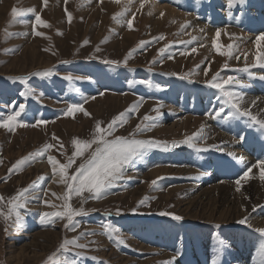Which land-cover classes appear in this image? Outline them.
Returning <instances> with one entry per match:
<instances>
[{"label": "rangeland", "instance_id": "rangeland-1", "mask_svg": "<svg viewBox=\"0 0 264 264\" xmlns=\"http://www.w3.org/2000/svg\"><path fill=\"white\" fill-rule=\"evenodd\" d=\"M157 3L172 7L178 14L172 17L162 12L161 16L154 10ZM140 4L141 0L130 4L128 0H47L46 5L43 0H0V116L6 117L23 103L25 110L19 122L29 125L17 126L13 131L0 128V197L4 198L0 211L7 213L8 200L36 182L25 207L18 209L23 216L22 227L14 224V217L7 222L0 218V264H44L53 254L50 264H64L65 260L75 264H208L206 259H211V264H258V249L264 237L255 229L264 228V222H254L259 218L257 211H264L261 170L253 174L250 167V178L241 181L239 191L234 182L243 176L241 164L250 152L259 153L251 158L252 162L264 159V130L247 117H229L227 106L220 118H213L225 98L205 82L217 73L221 78H237L241 83L226 86V90L242 95V107L255 115L245 97L249 89L264 98V80L260 79L264 67L257 64V52L248 53L246 45H254L257 36L264 35V0H244L231 9V14L226 0H146L143 8ZM125 5L128 11L118 18V23L113 17ZM13 8H32L35 13L13 18ZM35 14L48 25L37 26L40 36L32 32ZM128 19H132L131 29ZM240 19L254 22L253 31L247 24L240 25ZM218 29L233 30L234 34L220 32L217 36ZM161 36L164 39H159ZM213 40L221 52L229 44L234 45L232 55H220ZM165 45H169L166 52L158 55ZM104 60L118 64L108 65ZM246 66L247 71H243ZM45 71L49 72L47 76L42 75ZM18 77L27 79L22 83ZM29 89L32 95H19ZM188 102L193 105L191 111H186ZM69 104H80L83 111L65 115ZM133 105L136 109L129 113L126 123L115 129L113 137L133 134L136 139L170 145L191 136L203 124V140L195 143L205 150L184 144L177 150L150 149L126 166L123 177L101 198L93 199L88 192L72 196V207H83L87 213L74 218L79 225L75 230L65 227L66 220L42 224L41 212L58 210L44 201L62 205L57 197L66 191L59 176L53 174L48 156L65 164L76 150L74 138L91 139L97 121L106 127ZM153 109H158L159 114ZM146 115L153 121H144ZM37 120L46 123L37 125ZM152 123L156 126L136 131L138 124L144 128ZM241 135L245 141L239 139ZM213 139L228 151L214 147ZM256 142L260 144L251 145ZM47 144L53 147L42 157L8 171L17 160ZM241 153L245 156L236 157ZM87 155L75 158L67 170L69 175ZM185 156L190 160L183 161ZM184 167L191 171L186 172ZM229 167L235 169L230 171ZM217 173L222 177H215ZM216 178L229 184L217 189L211 198H200ZM195 185L199 187L197 191ZM142 200L145 203L140 204ZM254 201L259 203L254 206ZM252 207L256 211L251 212ZM118 209L120 215L116 214ZM161 212L182 219L161 216ZM245 216L250 217L252 227L237 223ZM104 224L119 228L125 243L119 244L106 235ZM73 240L85 247L69 244L67 250L59 249L62 242Z\"/></svg>", "mask_w": 264, "mask_h": 264}, {"label": "snow or ice", "instance_id": "snow-or-ice-1", "mask_svg": "<svg viewBox=\"0 0 264 264\" xmlns=\"http://www.w3.org/2000/svg\"><path fill=\"white\" fill-rule=\"evenodd\" d=\"M44 4H47V0H43ZM67 2V0H66ZM119 2V0H117ZM129 4L132 2V0H128ZM146 0H141L140 7H144V3ZM227 8L229 10V14H231V9L235 7L237 4H243L244 0H226ZM67 11V10H66ZM128 11L127 5L124 6L121 12H118L113 19L116 20V22L119 21V17L125 16ZM26 13H35V10L32 8L28 9H12V16L13 18L17 16L24 15ZM161 16H163V13H161ZM69 22L71 21V14H68ZM21 23H24L25 21H20ZM127 25L131 29L132 28V19L127 20ZM37 26L47 27L48 25L46 22L41 18L39 14H35V19L32 22V32L34 35L40 36L42 33L36 31ZM184 27V26H182ZM11 35V34H9ZM217 36L220 35V30H217L216 33ZM159 39H164L163 36L159 37ZM261 40H264V35L257 36L256 43L259 44ZM169 45H165L163 48H160L158 50V55H163ZM213 47L216 48L217 52L225 57L231 56L232 52L231 49L234 47V45L229 44L227 46V49L225 51H220L219 47L216 44V41L213 40ZM195 51V49H193ZM257 57V64L259 66L264 67V51H257L256 53ZM171 58V57H169ZM239 59V57H236ZM103 63L108 65H116L118 62L116 61H109L104 60ZM126 63V60H125ZM224 67H228L227 63L224 64ZM243 71H247V66ZM205 73L207 74V70H205ZM49 74L48 71H45L42 73V75L47 76ZM31 75H37V74H31ZM67 79H72V77H66ZM185 77H181L183 79ZM20 80L22 83L27 78H16ZM260 79L264 80V76L260 77ZM141 83H148L149 86H151L150 82H141ZM209 87L217 89L225 98L224 105L221 106L218 110L215 111V116L213 118H220L221 113L224 112V107L227 106L230 111L228 113L229 117H236V116H242L247 117L252 124L258 125L262 130H264V119H258L255 115H252V113L246 108L242 107L243 105V96L239 93L226 90V86L235 84H240L241 81L238 80L235 77L228 76L227 78H221L219 74L213 75L210 80H207L205 82ZM22 97H28L32 95V90H24L20 91L19 93ZM136 105H133L131 108L126 110L125 112H122L118 114L116 117L112 119L111 122L108 123L106 127H101V122L97 121L92 138L89 140H80V139H73L72 144L75 146V151L72 153V157L68 159V161L65 164H60L59 161H57L53 156H48V163L52 167V172L54 175L59 176V182L64 184L66 186V191L62 196L57 197V199L62 200V205H55L52 204L50 201L45 200L44 204L53 208L58 209L54 211L49 212H41L40 213V221L42 224H49V223H55L57 219L60 220H66L67 223L65 224V227H70L73 230H75L76 227H78V223L74 220L75 217H79L82 215H86V211L83 207L80 208H73L72 205L69 203L72 196H81L84 192H88L91 194V198L93 199H99L103 195H105L109 189L113 188L115 186V182L123 177L124 171L126 169V166L132 164L135 160H138L144 156V154L153 148H163L168 149L169 147H178L181 144L187 145L191 148H196L198 151H203L205 149L198 148L195 141L200 140L202 138L203 129L204 126L201 125V128L197 132H193L191 136H186L181 141H173L169 145L168 142H160L155 140H140L134 138L133 134H130V137H124V136H114L113 133L115 129L119 126H122L124 123L127 122V117L129 113L133 112L136 109ZM25 110V105L23 103L19 104L18 109H14L9 112V114L6 117L0 116V128H5L9 131H13L15 127H26L29 125H26L24 123L19 122V118L21 117L22 113ZM154 111L158 112V109H153ZM83 111V108L80 104H69L67 107V111L65 112V115H71L74 112ZM85 115H88V113H85ZM144 121H153V118L150 116H145ZM41 123H46L43 120H37V125ZM36 126V125H31ZM156 126L155 123H152L151 125H146L144 128L141 127V125L136 126L137 132H142L145 130H148L149 127ZM109 137H113L112 139H109ZM55 139V137H54ZM241 141H245L246 137L241 135L239 137ZM95 145V147H93ZM53 145L47 144L43 148L37 150L34 153H30L28 156L21 158L20 160H17L11 168H9V172H12L13 170L22 168L25 164H28L31 162V160L36 159L38 157H42L44 153L47 151V149L52 148ZM91 150V151H89ZM88 154L85 159H83V162L79 164V166L75 169V171L69 175L67 170L72 167V164L75 162L76 157H85V154ZM255 167L261 169V175L260 178L264 180V159L259 160ZM251 172V168H249L247 171L243 173V176L240 177V179H237L235 181L237 185V191L240 190L241 181L248 180L249 173ZM203 174V173H202ZM43 179V178H41ZM36 187V182H33L31 185H29L27 188L21 189L17 192V194L13 197H11L7 202V213L0 211V218H3L6 222L13 217L14 224L19 228L22 227V221L23 216L18 211V209L24 208L27 201H28V193H30L34 188ZM55 196L56 194L53 193ZM82 201L81 203H83ZM4 203V198L0 197V204ZM140 204L145 203V201H140ZM255 210V209H253ZM133 212L136 211V209L132 210ZM117 215H120V210L118 209L116 212ZM161 216H172V219L174 220H180L182 219L179 216L173 215L168 212H161L159 213ZM238 224L247 225L248 227H252L250 224V217L245 216L244 218L237 221ZM104 233L108 235L110 238H113L117 241L119 244H124L125 241L123 238L120 237V229L116 228L114 226H111L109 224L102 225ZM256 232L260 234L261 237H264V228H256ZM72 244L77 248H84L85 245L83 244H77L75 240L73 241H64L59 245L60 250H67L68 245ZM260 252V259L258 261V264H264V239L261 240L260 247L258 249ZM54 255H50L44 262V264H50V262H53ZM64 264H75V261L73 260H65Z\"/></svg>", "mask_w": 264, "mask_h": 264}, {"label": "bare ground", "instance_id": "bare-ground-1", "mask_svg": "<svg viewBox=\"0 0 264 264\" xmlns=\"http://www.w3.org/2000/svg\"><path fill=\"white\" fill-rule=\"evenodd\" d=\"M208 8V7H207ZM154 10L155 11H158V13H160V15H161V13L162 12H165V13H168V14H170L172 17H175L178 13H177V11L175 12L174 11V9H172V7L170 8V7H167V6H164V5H159L158 3L157 4H155L154 5ZM184 15V14H183ZM178 17H179V15H178ZM240 17V16H239ZM182 18V17H181ZM183 18H184V16H183ZM247 18V17H246ZM237 19H239V18H237ZM183 22V21H182ZM181 22V23H182ZM192 22V21H191ZM190 22V23H191ZM161 23V22H160ZM242 23H244V25H248L250 28H249V31L250 32H252L253 31V24H255L254 22L252 23V21L251 20H248V21H246L245 22V20L244 19H240L239 20V24L241 25ZM257 23V22H256ZM162 24V23H161ZM237 25V24H236ZM156 27H157V25H155ZM163 26V25H162ZM201 25H199V27H200ZM220 32H222V34H224V35H233L234 34V32H233V30H229V29H224V30H221ZM225 36V37H226ZM224 38V37H223ZM220 39V38H219ZM226 39H227V37H226ZM221 40V39H220ZM245 40H247V39H245ZM221 42V41H220ZM229 44V43H228ZM264 42H262V41H260V43L259 44H257V43H255L254 45H246V50L248 51V53L249 52H257V51H259V50H264ZM244 45V44H243ZM249 46V47H248ZM227 47V46H226ZM243 51H245V50H243ZM256 54V53H255ZM250 55H252V54H250ZM251 58H252V56H251ZM254 58V57H253ZM256 58V57H255ZM240 59V58H239ZM253 61H254V59H253ZM191 66V65H190ZM212 68V67H211ZM211 68L209 69V70H211ZM256 89L258 90V88L256 87ZM252 91H254L253 89H252ZM247 92V91H246ZM248 96H246L245 97V100L249 103H247L248 104V107L250 108V109H252L253 111V114H255V115H257L258 117H260L259 119H264V98H261V97H258V96H255V95H253L252 94V92L251 91H249V89H248ZM184 101V100H183ZM189 104H190V106H189V108L188 109H186V106H183V105H187V102H184L183 103V105L181 106L180 105V107H181V109L183 110V109H186V111H191V110H193L194 108H193V105H191V103L190 102H188ZM246 103V102H245ZM173 106H175L174 104H172ZM178 106V105H177ZM176 106V107H177ZM198 109H199V107H197ZM250 111V110H249ZM256 111V112H255ZM204 118V117H203ZM173 120V119H172ZM178 120V119H177ZM183 119H180V121H182ZM203 123L205 122V119H203V121H202ZM180 123V122H179ZM182 124H184L185 122H181ZM186 125V124H185ZM184 125V126H185ZM201 125V124H200ZM203 125V124H202ZM190 126V125H189ZM195 126V125H194ZM206 126V125H205ZM191 127H193V126H191ZM176 128V127H175ZM206 128V127H205ZM189 128H187V130H188ZM193 129V128H192ZM184 130V129H183ZM180 131V130H179ZM189 131V130H188ZM175 132V131H174ZM190 132V131H189ZM188 132V133H189ZM191 132H193V131H191ZM207 132H209V131H207ZM215 133H216V131H214ZM213 132V133H214ZM186 133V132H185ZM217 134V133H216ZM209 135V134H208ZM220 135V134H219ZM223 135V134H222ZM210 136V135H209ZM216 136V135H215ZM218 136V135H217ZM216 136V137H217ZM206 137V136H205ZM226 137V136H225ZM215 138V137H214ZM202 139V138H201ZM229 139V138H228ZM203 140V139H202ZM214 141H215V146L214 147H217V149L218 150H222V151H225V149H227V151H228V148H220V144H222V143H219L218 141H216L217 139H213ZM231 140V139H230ZM237 140V139H236ZM212 141V140H211ZM221 142V141H220ZM225 142V141H224ZM203 143V142H202ZM206 143H208V142H206ZM212 143V142H211ZM227 143H229V142H227ZM240 143H241V141H240ZM239 143V144H240ZM260 143L259 142H256V143H251V145L252 146H255V145H259ZM228 145V144H227ZM231 145V144H230ZM246 147V146H245ZM233 148V147H232ZM178 149V147H175L173 150H177ZM217 150V151H218ZM230 150V149H229ZM235 150V152H236V149H234ZM231 153V152H230ZM253 153V154H252ZM224 154V153H223ZM228 154V153H227ZM234 154V153H233ZM232 154V155H233ZM238 154V153H237ZM250 155V156H249ZM249 157H247V158H245L244 160H243V162H242V164H241V166L243 167V169L246 171V170H248V168H253V170H252V173L254 174V173H256L257 171H259V168H257V167H255V165L257 164V163H255V162H252V160H251V158H255V157H257L258 155H259V153L257 152V151H252V152H250L249 153ZM241 156H245L244 154H242L241 153V155L239 156H236V157H241ZM236 157H234V158H236ZM182 159H183V161H187V160H190V159H188L186 156L185 157H182ZM185 159V160H184ZM240 159V158H239ZM256 162H257V160H256ZM188 168V167H187ZM186 167H184V168H182L183 170H185L186 172H189V171H191V170H189V169H187ZM219 168V166L217 167V168H213V169H218ZM224 169H228V167L226 168V167H223ZM229 169H231L230 171H232L233 169H235V167H229ZM261 170V169H260ZM182 171V170H181ZM227 172H229V171H227ZM242 172V171H241ZM260 172V171H259ZM256 176H257V174H255ZM222 177V175H221V173H217L216 175H215V177ZM208 177V176H207ZM259 177V176H258ZM213 179V178H212ZM256 180H257V178H256ZM197 182H198V180H196ZM209 181H211V180H208V182ZM218 179L216 178L215 180H213L212 181V184H209L207 187H206V189L207 190H205V191H203L202 193H201V197L200 198H202V197H204V196H206V197H210V195L212 194V193H216L217 192V189H221V187H222V189L225 187V185H228L229 184V182H228V184L226 183V182H222V181H218ZM255 181V180H254ZM204 182V181H203ZM259 182V181H258ZM200 183V182H199ZM232 183V182H231ZM235 183V182H234ZM254 183V182H253ZM263 183V182H262ZM206 184V183H205ZM242 184V183H241ZM199 185V184H198ZM217 186V187H216ZM219 186V187H218ZM262 186V185H261ZM195 187V189H196V191L199 189V187L197 186V185H195L194 186ZM237 187V186H236ZM185 188H187V187H185ZM189 188V187H188ZM201 188V187H200ZM234 188H235V186H234ZM202 189V188H201ZM263 189V188H262ZM258 190V189H257ZM202 191V190H201ZM200 191V192H201ZM263 191H264V189H263ZM233 192V191H232ZM198 193V192H197ZM219 193V192H218ZM230 193V192H229ZM257 193V192H256ZM264 193V192H263ZM242 194V193H241ZM257 194H259V193H257ZM245 195V194H244ZM243 195V196H244ZM238 196V195H237ZM257 196V195H256ZM259 196H260V194H259ZM264 197V196H263ZM205 198V197H204ZM203 198V199H204ZM211 198V197H210ZM247 198V197H246ZM203 199H201L202 201H203ZM238 199V198H237ZM255 199V198H254ZM260 199V198H259ZM207 200V199H206ZM208 200H209V198H208ZM225 200V199H224ZM234 200V199H233ZM236 201V200H235ZM240 201V200H239ZM238 201V202H239ZM242 201H243V199H242ZM259 201V200H258ZM207 202V201H206ZM229 202H230V200H229ZM232 202V201H231ZM234 202V201H233ZM198 203V202H197ZM237 203V202H236ZM255 203H257V201H254V206H255ZM259 203V202H258ZM257 203V204H258ZM264 203V202H263ZM262 203V204H263ZM221 204V203H220ZM233 204V203H232ZM217 205V204H216ZM215 205V207H217ZM219 205V204H218ZM227 205V204H226ZM229 205V204H228ZM239 205V204H238ZM246 205V204H245ZM264 205V204H263ZM194 206V205H193ZM198 206H199V204H198ZM210 206H211V204H210ZM233 206V205H232ZM260 206H262V205H260ZM204 207H206V206H204ZM209 207V206H208ZM221 207V206H220ZM229 207V206H228ZM237 207V206H236ZM248 207V206H247ZM258 207V206H257ZM211 208V207H210ZM225 208V207H224ZM230 208V207H229ZM243 208V207H242ZM219 209V208H218ZM234 209V208H233ZM254 207H252L251 208V212H253L254 210ZM262 209V208H261ZM240 210H242V209H240ZM208 211V210H207ZM232 211V210H231ZM235 211V210H234ZM237 211V210H236ZM256 211V210H255ZM217 212V211H216ZM241 212V211H240ZM236 214V213H235ZM242 214H243V212H242ZM246 214V213H245ZM259 214V218L258 219H256L255 220V222L254 223H256L257 221L258 222H264V211H262V212H260V211H257V213H256V218H257V215ZM263 214V215H262ZM230 215V214H229ZM251 215V214H250ZM243 217V216H242ZM227 218V217H226ZM225 218V219H226ZM228 219V218H227ZM232 219H233V217H232ZM224 222V221H223ZM258 222H257V225H258ZM264 224V223H263ZM254 227V226H253ZM255 227H256V225H255ZM260 227V226H259ZM262 227V226H261ZM43 236V235H42ZM218 241V240H217ZM232 253V252H231ZM234 253V252H233ZM228 254H230V253H228ZM167 258L169 257V253H167V255H165ZM164 256V257H165ZM231 256V255H230ZM173 259V258H172ZM175 261H176V259H174ZM185 260V259H184ZM183 260V261H184ZM206 260H208L209 261V263L208 264H211L212 263V260L211 259H206ZM174 261V262H175ZM205 261V260H204ZM231 261V260H230ZM236 261V260H235ZM203 262V261H202ZM202 262L200 263V264H202ZM176 263V262H175ZM181 264H187L186 263V261L185 262H181ZM238 264H242V262L241 261H239L238 262Z\"/></svg>", "mask_w": 264, "mask_h": 264}]
</instances>
